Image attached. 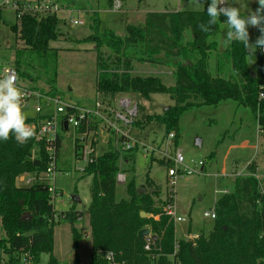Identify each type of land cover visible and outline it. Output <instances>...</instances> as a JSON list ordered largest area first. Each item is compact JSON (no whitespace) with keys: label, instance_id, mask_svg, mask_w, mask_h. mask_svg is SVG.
Wrapping results in <instances>:
<instances>
[{"label":"trees","instance_id":"1","mask_svg":"<svg viewBox=\"0 0 264 264\" xmlns=\"http://www.w3.org/2000/svg\"><path fill=\"white\" fill-rule=\"evenodd\" d=\"M114 0H108L112 7ZM202 12L150 13L143 26L130 25L124 37L112 30H100L98 13L91 16L93 34L84 40L96 44L98 94L115 96L130 94L149 99L154 94L170 95L175 105L162 115L148 118L164 127L165 137L174 133L179 139V122L184 113L195 107L219 106L233 101L248 108L258 121L264 135V54L258 55V69L252 76L248 65V49L239 41L229 43L228 49L216 58V76L209 72L210 54L216 50L215 38L226 18L221 17L208 32L198 25L206 23L207 4ZM242 16H246L241 14ZM57 18L23 21V50L15 53L14 66L21 82H43L48 95L58 94L59 50L50 47L64 35ZM189 31L192 41L186 43ZM256 34L260 32L256 28ZM107 47L112 55L106 60L102 49ZM164 65L175 70L176 83L167 86L158 76L133 74L134 65ZM38 90V89H37ZM43 91V90H41ZM43 117H27L30 124ZM59 155L62 140L57 143ZM138 146L132 151L135 152ZM77 151V150H76ZM77 156V153H76ZM48 156L44 145L34 138L20 144L14 134L7 141L0 140V219L5 238L0 239V248L19 242L27 244L31 239L36 256H54L55 227L54 210L48 185L35 183L31 187H20L17 179L23 174L40 175L48 167ZM121 158L115 151L105 152L96 164L89 165L86 176H92L91 203L87 212L90 227L93 264H103L94 258L96 251H113L127 264H264V180L253 175L236 178L232 193L224 194L215 204L216 219L209 235H201L194 244L180 240L176 246V226L169 217L160 221L149 218L163 213V204H156L157 189L152 193L141 191L135 178L126 185L127 199L117 202V176ZM122 159V160H121ZM255 173V165L249 167ZM149 185L153 181L147 180ZM30 212L32 220L22 221V215ZM142 213L146 217H142ZM82 214L72 209L63 214L70 224L74 264L80 263L79 245L83 239L76 224ZM158 237L157 261L144 250L145 242L139 232L148 228ZM22 237L18 239V235Z\"/></svg>","mask_w":264,"mask_h":264},{"label":"rangeland","instance_id":"2","mask_svg":"<svg viewBox=\"0 0 264 264\" xmlns=\"http://www.w3.org/2000/svg\"><path fill=\"white\" fill-rule=\"evenodd\" d=\"M67 1L76 9L87 10L91 15L98 13L101 32L112 30L121 37L126 35L128 26H143L150 13L202 12L205 9V3L204 7L197 8L193 7L190 0H121L122 8L114 12L108 0ZM230 2L232 6L239 7L241 14L246 16L250 10L255 11L259 6L257 0H230ZM4 21L5 24L0 23V44L4 49L5 63L14 64L16 51L23 50L25 43L11 30L14 23L13 16L5 15ZM90 26L91 19L85 26L79 27L60 23L59 28L64 35L58 42L50 43V47L59 50L57 95L63 102L80 107H91L97 94L96 44L84 41L93 34ZM226 27L228 25L222 26L220 40L227 33ZM248 31L250 43H255L258 37L256 28L249 26ZM102 53L105 60L112 55L107 47L102 49ZM247 61L252 73L256 74L257 49L254 56L248 54ZM208 66L210 74L215 77L216 53L210 55ZM134 71L135 75L158 76L167 86H174L176 83L175 70L164 65L135 63ZM22 84L43 92L49 91L43 82L35 84L22 82ZM132 97L140 105L139 124L134 128L133 135L145 144L153 146L154 150L151 154H146L140 148L133 153L131 151L123 155V157L129 156V161L127 163L122 159L120 161V173L126 176V184L125 186L117 184V202L127 199L126 185L130 179L135 178L139 189L149 193L157 189L158 195L155 198L157 205H162L165 201L170 202L175 206L178 216L185 219V222L179 224L174 222L176 246L179 245L180 240H185V236L209 235L215 220L206 218L204 214L214 211L216 202L225 192H233L236 178L253 175L259 180H264V135L259 129L257 119L248 108L233 101L223 102L219 106L195 107L186 111L181 117L179 139L167 141L164 127L155 121L150 122L148 118L162 115L165 109L173 107L175 102L171 96L154 94L149 99ZM35 106L36 102L32 100L24 108L27 117H35ZM79 138V134L72 127L62 134L59 171L51 184L57 190L53 200L57 216L54 256L58 262H74L70 224L63 219V214L74 209L83 215L76 224L83 237L79 245V264H88L93 257L87 216L93 178L81 171L86 164L76 156ZM198 139L201 141L200 146L196 145ZM99 140L96 148L100 155L115 147V138H104L100 135ZM176 148L182 150L185 163L184 166H176L181 173L177 176L173 192H170L168 172L175 167L173 157ZM200 162L205 165L203 170L202 167L196 168L199 167L196 165ZM252 164L255 165L253 174L249 170ZM185 168L195 170V173L184 175L182 171ZM148 179L153 181L152 185L147 183ZM75 197H78L80 202L74 201ZM162 206L164 208V204ZM4 238L5 233L0 219V239ZM177 253L174 252L171 257ZM159 257L160 255H157L156 259ZM48 259L49 255L43 254V262Z\"/></svg>","mask_w":264,"mask_h":264},{"label":"built area","instance_id":"3","mask_svg":"<svg viewBox=\"0 0 264 264\" xmlns=\"http://www.w3.org/2000/svg\"><path fill=\"white\" fill-rule=\"evenodd\" d=\"M122 8L121 0H114L112 11H119ZM5 15H12L14 23L11 30L14 31L20 38L22 36L23 21L27 18H32L37 21L48 18H57L60 23L67 24L71 27L85 26L87 21L91 18V13L87 10L76 9L67 0H0V23L5 24ZM0 44V77L6 74V69L15 72L18 76V87L22 89L24 108L34 100L36 102L35 112L36 116L43 117L37 119L28 125L33 127L36 135L33 137L36 143L43 144L47 153L48 167L43 174L32 175L23 174L17 179V184L20 187H31L35 183H42L48 185L51 195V203L57 194V190L52 186V180L55 179L56 174L59 171L60 155L58 152L57 143L59 139H62V134L65 131H69L72 127L80 138L77 145V158L84 161L86 166L81 171L85 172L86 168L91 164H96L100 155L96 145L100 142V135L104 138H115V147L108 151H115L121 154V158L125 153L133 151L137 146L140 150L147 154H151L153 146L148 145L145 142L140 141L133 135L134 128L139 124L140 105L136 102L130 94H116L115 96H107L98 94L94 104L91 107H80L78 105L69 104L63 102L59 95L50 96L47 92L41 90L32 89L22 84L19 79V73L14 64L5 63L4 49ZM261 53L264 54V49H261ZM264 95L261 94V99ZM175 134L168 135L165 139L167 141H174ZM99 144V143H98ZM157 148V147H156ZM107 151V152H108ZM174 168H171L168 172L170 179L171 191L176 185L178 174L181 172L176 169V166H184L185 159L181 149L176 148L175 155L173 157ZM196 165V164H195ZM197 169L202 167L204 169V163L197 164ZM195 173V170L185 168L182 174L186 175ZM117 184H126V176L119 173L117 176ZM55 185V184H54ZM227 194V192H225ZM224 193V194H225ZM53 195V196H52ZM53 210L55 213L54 205ZM169 217L170 220L179 224L185 222V219L178 216L175 206L167 202L164 205L163 213L160 215H150L149 218L155 221H160L162 216ZM206 218L215 220L216 214L206 212ZM81 220V219H80ZM53 221L57 222V216L54 215ZM149 229V228H148ZM152 231L150 235L145 237L144 250L150 256L152 260L157 261V252L160 248L157 247L158 237L155 239ZM18 239L22 237L20 234ZM199 236H185V240L188 242L196 240ZM31 239L29 243L24 244L19 242L18 244L11 245L6 244L0 248V264H54L50 258L43 262V254L39 257L34 254L32 250ZM179 250V245L176 246L175 252ZM93 258V257H92ZM94 258L103 262V264H127L125 261L120 260L118 255L113 251L98 250L96 251ZM57 264H74L58 262ZM88 264H93L91 259Z\"/></svg>","mask_w":264,"mask_h":264},{"label":"clouds","instance_id":"4","mask_svg":"<svg viewBox=\"0 0 264 264\" xmlns=\"http://www.w3.org/2000/svg\"><path fill=\"white\" fill-rule=\"evenodd\" d=\"M193 7H204L203 0H190ZM258 8L249 11L247 16L241 15L239 7L232 6L230 0H210L206 13L208 20L200 23L198 28L208 32L217 21L224 17L229 27L226 33L228 42L239 41L254 56L257 48L264 49V0H257ZM249 26L257 28L260 35L255 43H250ZM27 114L24 111L23 92L18 87V76L6 69V74L0 77V140L7 141L14 134L18 143H26L36 133L33 127L26 123Z\"/></svg>","mask_w":264,"mask_h":264},{"label":"crops","instance_id":"5","mask_svg":"<svg viewBox=\"0 0 264 264\" xmlns=\"http://www.w3.org/2000/svg\"><path fill=\"white\" fill-rule=\"evenodd\" d=\"M160 13H164V12H160ZM227 29V32L229 31V27H226ZM221 30H222V28H221ZM185 37H186V43H188V42H191L192 41V35H191V33L189 32V31H187L186 33H185ZM220 37H221V31H220V33L218 34V36L215 38V43H216V50L215 51H213L214 53H216V58H217V55L218 54H221V53H224L227 49H228V47H229V43L230 42H228L227 41V39H226V35H224V37L223 38H221V40H220ZM221 41V42H220ZM212 52V53H213ZM211 53V54H212ZM210 54V55H211ZM259 54H261V49L260 48H257V57H258V55ZM133 73H135V71H133ZM97 96H98V92H97V94H96V98H97ZM36 116V115H35ZM180 141V140H179ZM179 143V142H178ZM205 168V167H204ZM258 169H259V167H258Z\"/></svg>","mask_w":264,"mask_h":264},{"label":"water","instance_id":"6","mask_svg":"<svg viewBox=\"0 0 264 264\" xmlns=\"http://www.w3.org/2000/svg\"><path fill=\"white\" fill-rule=\"evenodd\" d=\"M252 76L253 77H256L254 73H252ZM169 109V108H168ZM168 109H165V111H167ZM196 145L197 146H200L201 145V141L198 139L197 142H196ZM141 191H144L143 189H140ZM74 201H77V202H80L79 198L75 197L73 198ZM142 217L145 218L146 217V214L145 213H142ZM32 220V215L30 212H26L22 215V221H25V222H28V221H31ZM150 235V229L148 228H145L143 230H141L139 232V238L144 241L145 237L149 236ZM154 238L156 239L157 237L154 236Z\"/></svg>","mask_w":264,"mask_h":264}]
</instances>
